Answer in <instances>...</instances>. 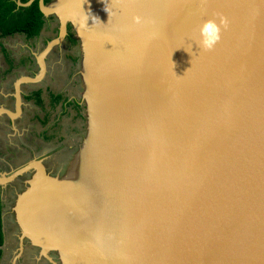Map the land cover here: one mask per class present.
Instances as JSON below:
<instances>
[{
    "label": "water",
    "instance_id": "water-1",
    "mask_svg": "<svg viewBox=\"0 0 264 264\" xmlns=\"http://www.w3.org/2000/svg\"><path fill=\"white\" fill-rule=\"evenodd\" d=\"M35 1L59 35L15 82L16 113L0 112L20 116L21 85L44 78L70 25L87 133L61 177L43 159L0 174L4 188L33 171L13 207L20 254L28 242L52 264H264V0L18 6ZM220 16L204 51L198 26Z\"/></svg>",
    "mask_w": 264,
    "mask_h": 264
},
{
    "label": "rangeland",
    "instance_id": "rangeland-1",
    "mask_svg": "<svg viewBox=\"0 0 264 264\" xmlns=\"http://www.w3.org/2000/svg\"><path fill=\"white\" fill-rule=\"evenodd\" d=\"M48 29V28H47ZM58 29L53 30V34H51L49 37L55 38ZM45 32V30H44ZM44 34V33H43ZM49 39L47 38V35L44 34L42 36L41 40L37 41V45L33 49L34 51V65L25 68H19L13 77L9 79V81L16 82L21 77H31L36 76L39 74V66L37 65V57L38 55L43 51L44 44L47 43ZM31 43L33 41H28L24 36L17 35L13 38H8L4 40V44H6V49L11 52L13 55H15V58L18 56H23L27 54V49L30 48ZM69 51V52H68ZM68 52V54H66ZM68 55L67 58L65 56ZM1 57V55H0ZM2 58V57H1ZM0 58V67L6 68V63L3 58ZM82 53L80 48V43L71 48V46L63 47L61 50H54L50 54L47 55V62H46V73L44 78L46 81H43L44 78L39 82L41 84V88L45 89L46 87L43 85V82L47 83V86L50 85L57 93L66 92L68 95L67 103L71 102L72 96L79 97V102L81 103V113L76 114L75 111H72L74 113L73 117H68L69 119H66V122L69 126L67 130H70L69 134V140L65 142L64 144L58 145L55 149L48 151L49 144H45L44 151L38 152V146L41 144L42 140H38L35 137L36 131L39 133L42 131V127L37 121V116L35 113H40V110L35 103H27V101H24L22 99V105L25 107V112L23 114L18 115L17 118H14L13 120L19 121V126L16 128L15 126L13 129L16 130V133L11 134V130H7L4 126H2L3 131L0 130V146L2 148H5L8 144H13L11 137L13 135H17L19 143L22 141L24 146H27L29 148H33L34 153H28L26 150H23V153L14 168H12L11 171L9 169H1L0 174H12L14 171L18 170L19 168L23 167L24 165L28 164L31 160L37 159L40 154L45 153H53V162L49 164L48 168L49 171L52 173H59L61 170L60 168H63V172L66 171V169L69 167L71 161L73 160L75 154L80 149L83 140L85 139L86 133H87V111H86V105L83 101V94H84V85L82 81ZM76 63V64H75ZM3 79L0 78V81ZM3 83V81H2ZM1 83V84H2ZM31 83H25L22 84L21 87L24 85L27 86ZM12 89L13 85H9ZM71 97V98H70ZM54 99V98H53ZM66 100L64 97L62 98V102ZM16 109V104L10 103V109L9 111L11 113H14ZM72 118V119H71ZM83 120V122H82ZM8 128V125H7ZM46 137H48L46 135ZM40 143V144H39ZM48 143V142H46ZM18 147H21L19 144ZM70 148V149H68ZM56 150V151H54ZM69 151V152H68ZM7 152V149L5 150V153ZM29 179V177H27ZM26 178V179H27ZM18 187L17 190H15V194L11 196H7L6 193L3 194V202L5 205V232L7 233V238H10V246L8 248V257L6 264H52L48 259L45 257H42L40 254L38 255L39 251H35L32 256H29V258L25 259L24 261L21 258L22 254H20L19 250V241L17 237L19 238V233L17 232V226L15 222V217L13 213V207L16 200V195L19 192L21 188H23L24 180L17 182ZM21 187V188H19ZM28 250L29 247H27ZM20 255V256H19ZM51 258L56 260L55 255H50Z\"/></svg>",
    "mask_w": 264,
    "mask_h": 264
},
{
    "label": "flooded vegetation",
    "instance_id": "flooded-vegetation-1",
    "mask_svg": "<svg viewBox=\"0 0 264 264\" xmlns=\"http://www.w3.org/2000/svg\"><path fill=\"white\" fill-rule=\"evenodd\" d=\"M49 20L50 21L47 22L46 28H44V29H46L45 32L43 31L42 34L38 38H36L34 40H31V41H33V43H31L30 48H28L26 55H23V56H20V57L17 56L15 58V55H13L11 52H9L7 50L8 53L10 54L11 59L13 60L12 64H8L7 63V59L5 58L4 54H2V51H0L1 57L3 58V60H5V63L7 65L6 68H4L2 66L0 67V78L3 79L2 80L3 84L0 85V102L3 103L4 106L6 105L5 108L8 109V110L10 109V103L16 104L15 82H10L9 79L11 77H13L14 74L17 71H19L18 70L19 68H25V67H28V65H29V67L34 65L35 56L29 50L35 48V46L37 45V41L41 40L42 36L44 34L47 35V38L49 39V41H52L54 38L53 37H49V36L51 34H53V30H56V28H57L58 31H57V34H56L55 38H57L58 35H59V28H60L59 21L57 19H54V18H51ZM72 35L74 36V38H76L72 27L69 25L68 26V35H67V37L63 40L62 44H60L59 46H56L52 51H54L56 49L61 50L63 47H68V46H71V48H73V46L70 43V36H72ZM49 41H47V43ZM0 43L3 44L2 46L4 48H6L5 47L6 44H4V40H0ZM47 43L44 44V48L47 45ZM31 46H34V48H32ZM68 52H66V54H68ZM67 57H68V55L65 56V58H67ZM46 62H47V58H46ZM37 65H38V61H37ZM34 77L35 76H33V78ZM2 81H0V83H2ZM43 81H46V79L44 78ZM10 84L13 85L12 89L9 86ZM43 85L46 87L45 89L41 88V84L39 82L38 83L29 84L27 86L24 85L23 87H21L22 99L24 101H27V103H35L34 105H36V96L38 94H40V97H41V99L43 101V104L41 106L36 105V107L41 109L42 114H43V117L37 119L38 123L42 127V131L40 133L38 131H36V133H35V137L39 141L42 140L41 144L39 143L40 145L37 147L38 148V152L46 150L45 149V144L54 143V147H57L60 144H64L65 145V142L69 140V134H70V130H67V128H69V126H68V124L66 122V119H69L68 117H71V115H73L72 114L73 110L69 109V105L67 106V109H69V110L65 111L66 110L65 103H62V98L63 97L65 98V96H67V94H65L64 92L57 93L54 90V88H52L50 85L47 86L46 82H43ZM53 93L55 95H57L56 98H58V96H59V98H61L60 102L57 103V105H54V103L51 102L52 101L51 94H53ZM78 98L79 97L75 96L74 105H75V107L78 108L76 110H79V113H81V111H80L81 103L79 102ZM21 108H22L21 114H23L25 112L24 105H22ZM14 113H16V109H15ZM65 117H67V118L65 119ZM82 122H83V120H82ZM7 125H8V128H7ZM2 126H4L7 130L8 129L11 130L10 133L13 134V133H16V130L13 129V127L15 126L16 128H18L17 126H19V121H16V120L14 121L10 117H8V115L3 113V114L0 115V130L3 131ZM69 129H71V128H69ZM46 135L48 137H46ZM43 138H46V139L50 138V140L47 141V140H44ZM11 139H12V143L13 144H8L5 148H2V146H0V170L1 169H7V170L9 169V171H11L12 168H14L16 166L19 157L22 154H24L23 150H26L28 153H32V154L34 153L33 148L35 146L32 147V148H29L27 146H24L22 141L19 143V140H18V137H17L16 134L13 135L11 137ZM46 142H48V143H46ZM19 144L21 145V147H18ZM6 149H7V152L5 153ZM68 149H70V148H68ZM48 151L49 152L51 151V147L49 148ZM54 151H56V150H54ZM49 152L45 153V154H40V156H38L37 159H43L45 161L44 165L46 166V168L48 170V173L51 174V172L49 171L48 166H49L50 162L51 163L53 162V157H54L53 153L54 152L53 153H49ZM60 169L61 170L59 171L58 174L57 173H52L51 175L52 176L59 175L60 177L63 176L66 171L63 172V168L62 167ZM32 174H33V171L31 173L25 175V176L20 177L14 183L8 184L4 188L0 187V190L2 191V194L6 193L8 197L13 195V194H15V190H17V187H18V185H17L18 183L17 182L21 181V180H24V184H23V188L19 187V188H21L19 190V192L23 191L24 188L26 187V181L28 180L27 177L30 178V176ZM17 239L19 241L18 237H17ZM4 244L7 246V248H9V246H10V238H7V233L6 232H4ZM27 247H29L30 250H28ZM35 251H37L36 248H33L28 242H25L24 251H23V254L21 256V258L23 260H21V261H24V258L27 259V258H29V256H32ZM7 253L8 252L4 251L3 258L7 257ZM38 255H39V253H38ZM51 255H55V254L52 253ZM55 257H56V255H55ZM56 260H57V257H56Z\"/></svg>",
    "mask_w": 264,
    "mask_h": 264
},
{
    "label": "trees",
    "instance_id": "trees-1",
    "mask_svg": "<svg viewBox=\"0 0 264 264\" xmlns=\"http://www.w3.org/2000/svg\"><path fill=\"white\" fill-rule=\"evenodd\" d=\"M19 0H0V40L13 38L17 35L24 36L28 41L38 38L46 29L49 19L42 14L39 1H35L30 7H19ZM31 0H20L21 3L27 4ZM53 0H44L47 5ZM57 32V31H56ZM70 43L73 47L79 44V41L70 36ZM0 43V49L7 59L8 64H12L13 60L10 57L7 49ZM76 64V63H75ZM61 98H54L53 103L57 105ZM43 101L40 94L36 96V105L41 106ZM3 194L0 190V258L3 255L2 247L4 245V231H3V210H4Z\"/></svg>",
    "mask_w": 264,
    "mask_h": 264
},
{
    "label": "clouds",
    "instance_id": "clouds-1",
    "mask_svg": "<svg viewBox=\"0 0 264 264\" xmlns=\"http://www.w3.org/2000/svg\"><path fill=\"white\" fill-rule=\"evenodd\" d=\"M134 23L141 24L142 18L137 16L133 18ZM228 21L225 17H219V23L216 19H208L198 26L197 44L204 51H211L221 39V29L226 30ZM190 70V69H189Z\"/></svg>",
    "mask_w": 264,
    "mask_h": 264
},
{
    "label": "crops",
    "instance_id": "crops-1",
    "mask_svg": "<svg viewBox=\"0 0 264 264\" xmlns=\"http://www.w3.org/2000/svg\"><path fill=\"white\" fill-rule=\"evenodd\" d=\"M32 48H34V46H31ZM28 50V49H27ZM0 51H1V49H0ZM30 52H32V54L34 55V51H33V49H30L29 50ZM10 82H12V81H10ZM3 84V83H2ZM31 84H33V83H31ZM0 85H1V83H0ZM65 94H66V92H65ZM56 96L57 95H55L54 93L53 94H51V99H52V103H53V98H56ZM59 97V96H58ZM71 98V97H70ZM65 99L66 100H64L62 103H65V108H66V110L65 111H68L69 109L71 110H73V111H75L76 112V114H78L79 113V110H76V109H78L77 107H75V105H74V100H75V96H72V98H71V102L70 103H67V99H68V95L67 96H65ZM49 102V101H48ZM69 105V109H67V106ZM4 105H3V103H1L0 102V107L1 108H4V109H6L5 108V106L3 107ZM1 108H0V110H1ZM21 110H22V108H21ZM40 110V113H35V115L37 116V119L38 118H41V117H43V114H42V111H41V109H39ZM3 113H5V112H0V115L1 114H3ZM6 114V113H5ZM61 114V113H60ZM68 114V113H67ZM73 115H74V113H72ZM7 115V114H6ZM73 115H71V117H73ZM9 117V116H8ZM72 119V118H71ZM40 136V135H39ZM44 140H47V141H49L50 140V138H48V139H46V138H43ZM49 148L51 147V150L52 149H54V148H56V147H54V143H52V144H49V146H48ZM4 212H3V216H2V219H4V221H3V231L5 232V206H4V210H3ZM2 252H3V255H4V251H6V252H8V248H7V246L4 244L3 245V247H2ZM3 255H2V257L0 258V264H6V262H7V257H8V253H7V257L6 258H3ZM13 264H15V263H13Z\"/></svg>",
    "mask_w": 264,
    "mask_h": 264
},
{
    "label": "bare ground",
    "instance_id": "bare-ground-1",
    "mask_svg": "<svg viewBox=\"0 0 264 264\" xmlns=\"http://www.w3.org/2000/svg\"><path fill=\"white\" fill-rule=\"evenodd\" d=\"M99 1L100 0H83L81 4H83V6L89 7V11H91L97 7V3Z\"/></svg>",
    "mask_w": 264,
    "mask_h": 264
}]
</instances>
